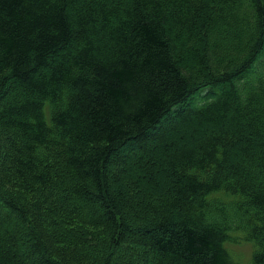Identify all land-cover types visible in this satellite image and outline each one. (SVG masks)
<instances>
[{"label": "trees", "instance_id": "trees-1", "mask_svg": "<svg viewBox=\"0 0 264 264\" xmlns=\"http://www.w3.org/2000/svg\"><path fill=\"white\" fill-rule=\"evenodd\" d=\"M232 231L264 264V0H0V264H234Z\"/></svg>", "mask_w": 264, "mask_h": 264}, {"label": "rangeland", "instance_id": "rangeland-1", "mask_svg": "<svg viewBox=\"0 0 264 264\" xmlns=\"http://www.w3.org/2000/svg\"><path fill=\"white\" fill-rule=\"evenodd\" d=\"M258 67H260V65L257 66V68L255 69L256 71L259 70ZM215 89H217V87ZM209 90L210 89L207 88H201L196 93H194V95L192 96L193 98L190 99V102L196 103L198 100H201L204 95L210 92ZM45 108L46 114L48 115L49 107L46 105ZM87 229V235L92 234L96 235V237L103 232L102 226H96L94 228L88 227ZM230 234L232 239H230V241L225 242V247L229 251V255L232 261L234 262V264H249L251 253L254 248L253 243L246 241L240 232L232 231Z\"/></svg>", "mask_w": 264, "mask_h": 264}]
</instances>
